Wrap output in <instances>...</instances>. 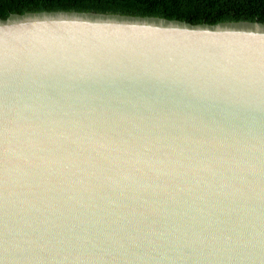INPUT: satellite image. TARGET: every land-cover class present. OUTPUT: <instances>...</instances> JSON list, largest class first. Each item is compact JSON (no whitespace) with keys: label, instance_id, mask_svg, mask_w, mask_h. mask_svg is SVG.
Wrapping results in <instances>:
<instances>
[{"label":"water","instance_id":"water-1","mask_svg":"<svg viewBox=\"0 0 264 264\" xmlns=\"http://www.w3.org/2000/svg\"><path fill=\"white\" fill-rule=\"evenodd\" d=\"M0 264H264V23L0 19Z\"/></svg>","mask_w":264,"mask_h":264},{"label":"trees","instance_id":"trees-1","mask_svg":"<svg viewBox=\"0 0 264 264\" xmlns=\"http://www.w3.org/2000/svg\"><path fill=\"white\" fill-rule=\"evenodd\" d=\"M39 11H78L156 16L216 24L226 21L264 23V0H0V19Z\"/></svg>","mask_w":264,"mask_h":264}]
</instances>
